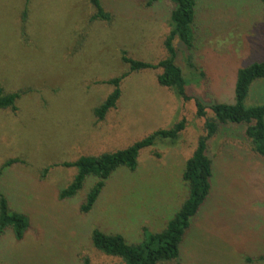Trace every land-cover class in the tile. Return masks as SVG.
I'll return each mask as SVG.
<instances>
[{"label": "rangeland", "instance_id": "obj_1", "mask_svg": "<svg viewBox=\"0 0 264 264\" xmlns=\"http://www.w3.org/2000/svg\"><path fill=\"white\" fill-rule=\"evenodd\" d=\"M102 0L110 21H91L89 0H0V87L21 92L17 110H0V184L13 209L31 219L23 240L7 230L0 264H122L96 249L94 228L121 233L129 243L144 228L159 232L189 194L187 159L205 133L195 100L161 86V70L131 71V58L157 63L167 56L171 0ZM196 44L177 39V63L188 91L209 106L235 102L237 71L264 60V4L259 0H197ZM127 74L117 106L103 120L94 113L113 91L108 80ZM264 103V78L247 105ZM211 116V115H209ZM185 118L179 140L141 151L136 171L120 168L89 213L80 210L97 182L89 177L70 199L60 191L77 169L61 165L83 155L125 148ZM247 125H227L208 144L213 192L169 264H264V158L246 137ZM48 168V170H46Z\"/></svg>", "mask_w": 264, "mask_h": 264}, {"label": "trees", "instance_id": "obj_2", "mask_svg": "<svg viewBox=\"0 0 264 264\" xmlns=\"http://www.w3.org/2000/svg\"><path fill=\"white\" fill-rule=\"evenodd\" d=\"M155 1L157 0H150L149 5ZM259 1L264 4V0ZM89 2L95 8L91 21L111 20L112 16L105 10L102 0H89ZM171 2L173 8L169 18L170 30L164 42L167 56L157 63H151L131 58L123 50L122 60L130 66L131 71L161 70L157 76L161 86L171 89L182 101L195 100L197 117L205 121V133L199 137L184 168L183 180L189 187V194L165 228L159 232L144 228V238L138 243H129L121 233H107L100 228L93 229L91 239L94 247L109 256L120 258L122 264H169L179 260L184 239L191 229L193 220L213 192L214 163L208 154V144L223 126L247 125L245 134L253 151L264 158V103L246 104L253 83L264 78V60L254 61L238 69L234 103L218 101L206 106L202 100L189 93L188 81L177 63L178 52L175 46V41L178 39L187 50L195 48L197 0H171ZM126 76L127 74H123L107 81L114 86V89L94 110L99 120H103L109 111L117 106L122 95L121 82ZM20 96L21 92L7 93L0 87V110L16 111ZM186 126L187 120L183 118L170 127L153 131L125 148L99 155H83L75 161L62 163L61 165L65 167L76 168L77 173L73 181L60 191V198L75 197L84 189L89 177L97 178V182L91 187L80 206L83 213H89L99 200L107 181L117 170L127 168L136 171L144 148L164 140L171 142L179 140ZM19 161L22 160L19 158L6 160L0 167V178L6 168ZM30 227V217L12 208L10 199L0 184V241L8 229L13 231L18 241H21ZM82 264H92V261L85 256Z\"/></svg>", "mask_w": 264, "mask_h": 264}]
</instances>
